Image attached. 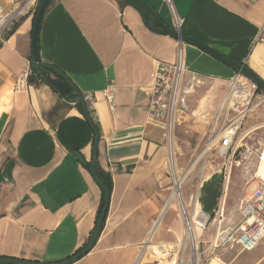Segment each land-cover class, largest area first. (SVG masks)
<instances>
[{
    "label": "crops",
    "instance_id": "obj_1",
    "mask_svg": "<svg viewBox=\"0 0 264 264\" xmlns=\"http://www.w3.org/2000/svg\"><path fill=\"white\" fill-rule=\"evenodd\" d=\"M141 1L165 26L174 30L176 18L180 34L242 62L264 83V0H169L172 9L166 0ZM32 29L33 17L24 19L0 48V258L58 264L89 240L102 192L89 172L94 135L67 85L45 73L59 97L31 72L27 88L14 91L15 77L30 69ZM178 45L121 0H53L45 11L41 62L61 71L81 95L92 94L87 110L99 135L96 166L112 182L102 230L77 264L174 263L155 251L180 244L183 220L171 199L166 126L150 117L148 90L155 62L174 63ZM182 49L187 75L213 86L197 100L189 96L174 124L178 174L207 142L215 118L221 121L228 81L236 75L193 45ZM110 85L111 103L104 96ZM223 179L205 164L200 185L182 189L188 212L213 217ZM227 249L209 264H238Z\"/></svg>",
    "mask_w": 264,
    "mask_h": 264
},
{
    "label": "built area",
    "instance_id": "obj_2",
    "mask_svg": "<svg viewBox=\"0 0 264 264\" xmlns=\"http://www.w3.org/2000/svg\"><path fill=\"white\" fill-rule=\"evenodd\" d=\"M41 0H12L8 7L0 6V48L4 45L7 37L24 20L34 17ZM172 9L169 0H166ZM174 17V16H173ZM175 18V17H174ZM175 29H178V22L174 19ZM176 51L174 63L155 62V68L151 77V84L148 90L150 98V117L166 126V140L168 145L169 176L171 179V199L177 203L178 212L183 220L182 243L178 246L180 258L185 255L188 247L186 259H180L179 264H209L211 257L217 253L232 247H238L241 251H253L264 238V184H258L251 192L248 199L244 200L240 213L241 221L234 227L218 229L214 236L205 242L206 247L200 251V240L197 242L194 235V226H198L203 232L213 217L217 225L220 224V211L217 209L213 217L204 213H199L196 217L199 223L196 225L192 221V216L188 212L181 196V189L184 181H180L174 166L173 155V128L177 121L178 114L188 110L187 98L194 91L195 82L199 80L193 75H187L184 63L182 44ZM31 75L30 69L23 70L14 79V91H21L28 86ZM187 78V81L184 80ZM258 88L242 75L236 74L228 81V91L224 97L221 107L222 119L219 123L215 118L213 127L209 131L205 147L211 151L213 144L218 145V153L226 157L232 154L234 139L241 127L245 116L256 106L264 102V96H258ZM104 96L111 103L113 98V86H108L104 90ZM82 99L87 106H92L93 96L90 93L82 95ZM89 108H92V107ZM176 195H173V194ZM177 250V249H176ZM72 264H77L72 263ZM137 264V263H135Z\"/></svg>",
    "mask_w": 264,
    "mask_h": 264
},
{
    "label": "rangeland",
    "instance_id": "obj_3",
    "mask_svg": "<svg viewBox=\"0 0 264 264\" xmlns=\"http://www.w3.org/2000/svg\"><path fill=\"white\" fill-rule=\"evenodd\" d=\"M184 80L187 81V78L184 77ZM212 86L213 84L211 83L195 82L194 91L189 96L197 100L204 92L211 89ZM258 96L261 97V93ZM187 105L189 104L187 103ZM205 144L206 138L198 144V148L192 153L191 161L185 167V171L178 174L182 178L187 173L185 176L186 180L183 179L185 181L182 189L187 183L194 185V187L200 185L205 171V164L207 171H221L222 175L225 176L218 206L220 224L217 225V222H215L209 226L210 223L201 236H199L201 252L206 247L205 242L214 236L217 228L222 230L227 227H234L241 221L240 209L243 201L248 199L257 184H264V181L258 179V177L256 178L264 146V102L256 106L243 119L233 142L232 154L229 153L226 157L221 156L218 153L217 144H215L211 151L206 153ZM202 168L203 170H201ZM226 195H228L227 198ZM177 247L175 246L174 250L169 254L167 253L171 249L163 251L158 259L166 255V259H173V264H179L180 259H186L188 247L185 255L181 258ZM227 251L233 258L239 261L238 264H251L257 262V260H261L259 264H264V238L250 253L243 254L245 252H242L238 247H232L231 249H227ZM219 254L220 252L211 257V260L220 256Z\"/></svg>",
    "mask_w": 264,
    "mask_h": 264
},
{
    "label": "water",
    "instance_id": "obj_4",
    "mask_svg": "<svg viewBox=\"0 0 264 264\" xmlns=\"http://www.w3.org/2000/svg\"><path fill=\"white\" fill-rule=\"evenodd\" d=\"M53 0H41L36 15L33 20V29H32V57H31V64H30V71L33 73H37L41 78H43V82L49 86H51L52 90L60 96V91L55 86H52L47 78H45V73L49 72L52 73L57 79L62 81L64 84L67 85V87L71 90L72 95V101L74 106L80 107L83 111V114L85 116V119L87 120L93 135H94V143H93V149H92V159L91 163L89 165V172L95 181V183L100 188L102 194H103V206L100 212V215L98 216L95 228L85 244V246L77 253L75 256L71 257L70 259L63 261L62 263L58 264H72L77 262L79 259L87 255L91 249L93 248L101 230L103 227V223L105 221L108 205H109V198L110 193L108 188L100 181L97 172H96V156H97V146H98V139L99 135L97 132V129L93 125L89 114L87 107L82 99V95L77 91V89L72 85V83L68 80V78L58 69L55 67H52L50 65L44 64L41 62L40 56H39V32L41 28V23L43 16L45 14V11L47 10L48 6L51 4ZM125 2L126 4L130 5L134 9H136L140 15L142 16L145 23H150V29L156 33L160 34H166L173 39L180 41L181 43L193 45L199 49H201L203 52L214 58L215 60L221 62L222 64L226 65L227 67L231 68L236 74L242 75L246 79H248L250 82L255 84V86L258 88L260 93L264 96V83L254 74L252 73L242 62L239 61H233L230 59L225 58L224 56L220 55L213 49L207 47L200 41L188 38L182 34H180L178 31L170 29L169 27L165 26L157 17L155 11L148 6L146 3H144L141 0H121ZM0 264H44V263H31V262H24V261H17L13 259H6V258H0Z\"/></svg>",
    "mask_w": 264,
    "mask_h": 264
},
{
    "label": "bare ground",
    "instance_id": "obj_5",
    "mask_svg": "<svg viewBox=\"0 0 264 264\" xmlns=\"http://www.w3.org/2000/svg\"><path fill=\"white\" fill-rule=\"evenodd\" d=\"M209 147V145H207L206 146V153L208 152V150H207V148ZM206 155V154H205ZM201 170H203V168L201 169ZM187 174V173H186ZM186 174L182 177V178H180V181L182 182V181H184L183 179H185V176H186ZM258 177V179H260V180H262V181H264V146H263V150H262V158H261V163H260V165H259V168H258V173L256 174V178ZM173 195H176L175 193L173 194ZM221 209V208H220ZM190 215L192 216V221L194 222V223H196V225L199 223V221L197 220V218L196 217H198L199 216V214H197L196 216H193L191 213H190ZM197 230H200V228L197 226H194V235H195V239L197 240V242L199 241V238L197 237ZM183 241V240H182ZM182 241L180 242V243H182ZM163 248V247H162ZM162 248H160L159 246L158 247H155V251H156V254L157 255H161L162 254V251H163V249ZM172 250V249H171ZM216 258V257H215ZM215 258H213V259H215Z\"/></svg>",
    "mask_w": 264,
    "mask_h": 264
},
{
    "label": "trees",
    "instance_id": "obj_6",
    "mask_svg": "<svg viewBox=\"0 0 264 264\" xmlns=\"http://www.w3.org/2000/svg\"><path fill=\"white\" fill-rule=\"evenodd\" d=\"M35 15H34V17H35ZM34 17H33V20H34ZM50 83H51L52 86H55V87L57 86V84H56L55 81H51ZM95 168H96V172H97V175H98L100 181L108 188L109 193H110V191H111V185H112L110 176L108 174H105V173L101 172L97 168V166ZM102 206H103V194H102V197H101V205H100V209H99V215H100Z\"/></svg>",
    "mask_w": 264,
    "mask_h": 264
}]
</instances>
